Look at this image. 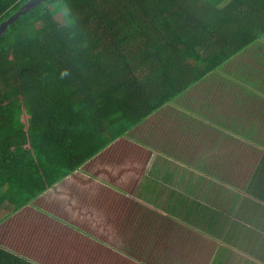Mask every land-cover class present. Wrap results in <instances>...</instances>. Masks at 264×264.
<instances>
[{
  "label": "trees",
  "instance_id": "1",
  "mask_svg": "<svg viewBox=\"0 0 264 264\" xmlns=\"http://www.w3.org/2000/svg\"><path fill=\"white\" fill-rule=\"evenodd\" d=\"M30 1L0 0V23ZM235 56L252 74L264 68V0H41L6 25L0 32V202L5 198L12 209L0 216V264H74L65 250L73 232L84 230L73 220L84 225L107 212L96 200L78 206L97 190L98 168L109 192L95 199L111 201L115 211L100 227H118L152 151L170 155L130 130L165 112L164 104L165 113L184 117L182 125L193 123L185 119L188 111L223 121L212 107L178 95L194 93ZM241 86L240 99L224 93L220 105L233 106L231 119L262 118L264 82ZM163 122L154 124L157 145ZM209 159L176 162L216 178L210 170L216 159ZM139 213L136 226L152 215L146 208ZM254 223L263 227L264 218ZM95 233L93 264H107L110 235ZM245 233L254 242L264 239L258 228Z\"/></svg>",
  "mask_w": 264,
  "mask_h": 264
},
{
  "label": "crops",
  "instance_id": "2",
  "mask_svg": "<svg viewBox=\"0 0 264 264\" xmlns=\"http://www.w3.org/2000/svg\"><path fill=\"white\" fill-rule=\"evenodd\" d=\"M161 109L167 112L168 106L165 105ZM261 116L262 118H251L249 120V127L242 122V119L227 120L225 118L223 121H220V126L222 124L225 125L224 129L218 127V130L215 129L217 132H214L206 128L203 135L199 137L189 133L175 132L179 136V143H174L173 147H170L167 152L172 156L152 151L149 162L144 170V173L147 172V175L151 174V178H156L154 181L159 180L158 184L148 186L146 182H142L143 177H141L131 191V196L137 202L170 217L172 220L180 222L183 228H189L204 240L211 242L213 244L211 246L213 254L205 264H213L218 252H225V248L222 245L227 244L228 237L230 236H234L240 245L247 244L248 246H253L250 238H255V236H248L245 239V232L247 230L258 228L260 231L259 236H264L260 223H254V221L264 218V195L260 192V190L264 189V185L262 184L264 180V114ZM206 119L211 122L210 118L206 117ZM255 122L257 125H255ZM214 123L216 122L214 121ZM261 126L262 131L260 130ZM156 146L158 145L156 144ZM217 146H220V148H223L231 155L212 162L210 170L215 174L216 178L200 173L199 168L201 166L182 167L174 164L177 160L181 161L180 157L183 154L203 148H215ZM248 149L258 151L259 156L257 160L255 159L247 179L243 183L231 180L229 178L228 167H235L237 170L242 163L244 151ZM190 158L195 157L192 155L186 159ZM169 169L170 173L165 174ZM93 173L97 178L93 182L94 184L96 183L94 187L97 190L90 193L87 192L84 195V199L78 202V206H85L92 200L98 201L100 207L107 212L105 215L93 219L95 224L91 228V231H107L113 244L115 241L114 232L116 225L108 230L100 226L105 217L109 221L111 217L115 218V211L113 210L111 201L105 203L95 199L109 192V190L105 185L102 186L100 184L103 177L102 169L98 168ZM144 173L142 176L146 177L147 175L145 176ZM75 174L76 179L84 178L78 173ZM148 183L151 184L149 181ZM155 191L157 193L153 195L152 203L146 201L147 198L145 196L153 194ZM4 199L0 202L1 216L12 209V204H9ZM73 223L76 227L84 230V233L72 231L74 236L89 235L84 229L83 223L81 224L76 220H73ZM7 245L15 250L12 244L7 243ZM113 246L117 249V258H122L123 260L124 257L125 262L126 256L121 255L118 251L126 253V249L114 244ZM130 261L132 262L129 264H138L131 259ZM186 261L189 262L190 260L187 259Z\"/></svg>",
  "mask_w": 264,
  "mask_h": 264
},
{
  "label": "rangeland",
  "instance_id": "3",
  "mask_svg": "<svg viewBox=\"0 0 264 264\" xmlns=\"http://www.w3.org/2000/svg\"><path fill=\"white\" fill-rule=\"evenodd\" d=\"M55 18L60 21V14H56ZM243 62L244 60L240 56H235L229 59L219 67V69H221L220 71L211 74L206 81L196 84L195 94H186L182 97L187 98L192 96L195 105L208 110L212 107L213 110L220 113L227 120L235 118L233 112L236 111L233 106L229 107L228 102L226 101H224L222 106L220 105L221 100H226L224 93L228 94L227 98L236 97L237 99H240L241 93L238 87H242L241 85L249 86L264 82V68H260L261 70L255 69V73L252 74L248 66L246 67ZM228 75L232 76L231 79L235 82L229 81ZM223 76H225V78H223ZM206 99H209V104L206 107H202L203 101ZM245 101L249 102L248 96H245ZM186 105L183 106L185 107ZM163 114L169 119H163ZM188 115L190 117H186L185 119H190L193 123L188 122L182 125L181 122L184 117L178 113H157L148 117V120L144 121V123H140L132 128L129 134L145 144L152 143V145L156 146V135L159 132V129L154 126V124L158 121L164 120L161 125L160 123L157 125H160L159 127L161 128V126L168 124L165 130L158 135V147L163 151L168 152L169 148L173 147L174 143H179V138L176 136L174 130L177 132L189 133L198 137L203 135L206 128L217 132L210 124L212 122L206 119L204 115L197 117L192 111H188ZM249 120V118H243L242 122L249 127ZM213 124L215 127L225 128L224 124L220 126V123H214V121ZM255 125H257L256 122ZM260 130L262 131V126ZM259 143H261V141H259ZM200 150L210 154V161L214 159H223L225 156L231 155L223 148H220V146L215 148H203ZM258 156L259 152L256 150H245L241 160L242 163L238 169L236 170L235 167H228L229 178L240 183L245 182L248 173ZM177 165L182 167L185 166L182 163H177ZM170 169L165 174L170 173ZM144 175L146 176L147 172H145ZM152 179L154 181L156 178H151V174H148L146 177L143 176L142 182H146L148 186L158 184L159 180L153 182ZM148 181L151 182V184L148 183ZM156 191L153 194L145 196L147 198L146 201L152 203V197L157 193ZM130 201H133L132 196L129 198V202ZM129 202H127V207L121 216L123 217V220L118 228L116 227L115 229L114 245L124 247L132 257L140 260L142 264H205L209 261L213 254V249L211 247L213 244L211 242L196 237L191 233L192 231L188 232L182 228L180 222L176 220L172 221L170 217L163 215L140 202L136 204ZM145 208L151 211L152 215L148 217L146 216V220L136 226L134 216L141 214L139 212H143ZM141 215L143 216V214ZM94 224L95 221L93 219L84 223L83 227L90 235L86 237L81 235L74 236L72 245L65 250V254L67 255H65L64 258L66 260H70L74 264H86L87 260L90 264H93L95 248H92V240L96 237V233L95 231H91V228H93ZM78 225L80 226L79 223ZM261 231L264 235V226ZM245 237L248 236L245 235ZM16 240L21 246L23 243L21 239L16 238ZM252 243L253 246H248L247 244L240 245L234 236L228 237L227 244L222 245L223 248H225V252H218L213 264H258V262L264 261V239L261 238V240L255 242L252 241ZM249 251H251V253H249ZM248 254H251V256H248ZM138 257L141 258L139 259ZM104 259L107 264H129L132 262H124L122 258H117V254L116 256H111L108 253L104 255ZM187 259L190 261L187 262Z\"/></svg>",
  "mask_w": 264,
  "mask_h": 264
},
{
  "label": "clouds",
  "instance_id": "4",
  "mask_svg": "<svg viewBox=\"0 0 264 264\" xmlns=\"http://www.w3.org/2000/svg\"><path fill=\"white\" fill-rule=\"evenodd\" d=\"M0 32H1V31H0ZM190 88H192V87H190ZM186 94H187L186 92H183V93L179 94L178 96H184V95H186ZM165 105H167V104H164L163 106H165ZM163 106H162V107H163ZM162 107H161V108H162ZM211 125L213 126L214 129L218 130V127H215L213 123H212ZM192 155H193L195 158H198V159H201V160L207 158V156H210V154H209L208 152H205V151H203V150H198V151L188 152V153H186V154H183V155L180 157V159H181V160H182V159L184 160V159H186L187 157H191ZM133 200L136 201L134 198H133ZM136 202H137V201H136ZM137 203H139V202H137ZM109 242H111V245L113 246V244H112V239H111V238H110ZM113 247H114V246H113ZM108 254H110L111 256H116V254L118 255V253H117V249H116L115 247H114V248L111 247V251H110ZM106 263H107V262H106Z\"/></svg>",
  "mask_w": 264,
  "mask_h": 264
},
{
  "label": "water",
  "instance_id": "5",
  "mask_svg": "<svg viewBox=\"0 0 264 264\" xmlns=\"http://www.w3.org/2000/svg\"><path fill=\"white\" fill-rule=\"evenodd\" d=\"M41 0H31L27 5L21 7L17 12L11 15L7 20L0 23V31L6 27V25L10 24L13 20H15L20 14H22L27 8L31 7L34 3L40 2Z\"/></svg>",
  "mask_w": 264,
  "mask_h": 264
}]
</instances>
